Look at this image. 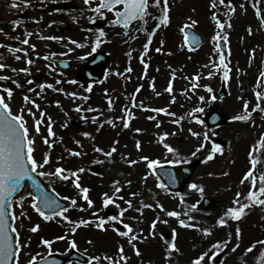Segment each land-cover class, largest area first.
Instances as JSON below:
<instances>
[{
	"label": "rangeland",
	"instance_id": "rangeland-1",
	"mask_svg": "<svg viewBox=\"0 0 264 264\" xmlns=\"http://www.w3.org/2000/svg\"><path fill=\"white\" fill-rule=\"evenodd\" d=\"M15 3L19 2L2 0L1 12L9 15L12 8L16 7ZM259 3L258 14L260 15L251 11L252 8L257 9ZM154 4V0H149L146 10L147 17L145 15L144 18L150 19L155 24L157 17L150 16ZM212 4L213 0H168V20L161 27L162 31L158 34L157 42H152L154 53H151L153 55L159 52L163 58L159 64H151V68H147V71L141 69V65L146 60L143 43L141 50L136 48L134 51L132 50L134 44L127 37L128 34L130 36L131 33H135L136 24L133 23L128 28L127 34L109 32L101 39L102 42L108 41L100 49L109 56L107 63L109 68L117 70V61L121 58L128 61V65L129 62L134 63L136 69L128 68L127 80L130 76L132 79H141L146 73L150 81L157 76L160 77L159 83L143 86L141 94L137 96L134 107L144 114L141 117L140 112L132 107V93L135 86L131 83L123 84V82L121 86L113 80L114 75L111 76L110 71L107 72L105 81L100 84L102 86L98 85V91L106 95L112 94L113 101H125L128 104L126 112L116 113V117L121 120H117L113 111L106 108V98L99 93L98 95L103 99L94 98V101H90L91 107H88L86 104L88 95L82 92L83 88L78 82V77L77 87L61 79V83L57 85L61 87L50 90H47V85L40 87L44 80H41V83L38 81L39 91L34 92L37 97L31 98L30 90L26 88L25 93V87L22 83L18 84V79L33 76L35 68L31 69L29 64L23 60L25 55L7 52L11 41L8 40L9 36H2L3 51L0 53V63H3L5 68L0 69V76H6L8 79H6L7 82L0 80V89L5 91L7 87H13L7 105L15 114L23 115L25 125L29 128V136L33 141L32 156L37 160L35 170L39 176L56 191L58 186L54 173L57 168L67 171L72 165L77 168L84 167L85 170L81 172L83 184H79L72 195L83 198L82 189L87 187V184L89 187L92 184L96 190L93 196L88 195L94 198H89L93 202L91 205L95 203V197L105 198V193L115 202L105 206L104 199L98 207L101 208L100 216L92 223L95 228H98L96 225L99 219L105 218L102 230L101 228L97 231L95 229L92 231V228L76 229L77 232L74 234L77 238L74 240L77 245L72 247L66 245L65 253L71 248H76L89 257V263L91 259H94L93 255H96L101 259H108L111 264H119V260L125 262L121 264H194L200 257L203 259H199V264H251L249 262L260 256V254L254 255L259 247L264 248V206L249 200L248 193L250 191L257 193L258 190L254 186L251 188V180H244L243 183L241 181L249 172L255 178V169L259 160L261 161V170H257L259 178L264 168V145L260 143L264 139V102L259 111L255 107L257 103L261 105V99L264 98L261 95L264 90L262 83L264 76L261 75L264 73V19H261L264 17V0H231V3L229 0H224L223 4L220 0H215V8ZM97 5L98 2L77 0V6L81 10L63 13V22L73 26V31L69 36H74L77 31V69L85 61L92 48V39H87L82 35L87 30L98 29L100 26L98 21L108 22L115 18L113 11H102L103 15L94 11ZM36 9H38L37 6ZM117 9H122V6ZM30 17H41V15L35 11ZM218 18L222 20L223 27L215 25ZM18 22L21 23L20 20ZM147 25L148 29L143 30L146 35L149 34L147 31L151 30L150 24ZM186 25L194 27L205 38V43L198 52L186 53L184 51V36L181 37L183 35L181 29ZM145 34L143 33L144 37ZM18 36L20 38L27 36L25 29L18 30ZM218 39L226 42L228 47L226 53H222L216 47L215 43ZM18 45L17 42L16 46ZM24 46L31 47L25 44ZM63 50L68 51L65 47H62ZM221 56H223V63L220 64ZM40 67L43 70V66ZM25 68L29 71H23ZM225 72L228 74L227 78L224 75ZM223 79L227 84L225 97L220 93ZM119 81L122 80L119 79ZM202 83L205 87L201 85ZM68 85H73V89ZM169 87L171 91L168 90ZM209 88L212 89L211 92L208 91ZM60 89L68 90L65 92ZM69 92L77 94V99L70 97ZM44 93L47 94L44 96ZM256 93L259 94V99ZM25 96L34 100L39 108L26 102ZM51 98L61 102L58 105L60 112L50 110V106H53L50 105ZM211 99H215L219 108L227 115L234 117L250 113L251 118L248 121L233 119L229 124L217 128L209 129L207 126L204 128L205 123L202 119ZM245 104L248 105L247 109H245ZM84 105L85 112L82 111L85 110ZM172 106H178L177 110H180L181 114L179 113L178 116L165 114L162 117L164 112L155 111V109L163 108L165 112L175 114L173 109L167 111ZM78 107L81 110L78 111L76 109ZM64 108L69 114L64 112ZM28 109L35 113V117L28 112ZM188 109L191 112L189 116L182 112ZM151 110L153 112L148 113ZM42 114L40 131L37 132L35 121L40 119ZM142 116L145 120H142ZM90 117L94 120H87ZM197 118H200L203 123ZM80 119L88 121L84 122L88 125H84L86 128L79 139L72 127H77ZM125 123L128 127H124ZM49 127L51 132H49ZM101 127L107 129L101 130ZM84 133H90V135L85 136ZM59 135H67L73 141H80L77 144V152L81 155L71 154L75 150L69 149L66 155L61 156L63 149H68L64 147L68 139ZM165 136L167 139L162 140ZM162 141L168 142V149L169 147L173 149L171 153L167 149L169 159L163 164H171L169 161L176 158L186 162L197 159L201 161L194 176L180 194H173L167 188L156 186L160 180L156 177L154 170L152 172L147 169V161L141 159L157 156L159 154L158 142ZM217 144L220 145V149L213 152V147ZM113 148L115 151L112 152L111 157L107 156L106 153L112 151ZM198 148L199 151H197ZM98 149L104 151L101 152ZM207 155L210 156L209 159L206 158ZM45 157L49 161L47 164L43 163ZM133 160L136 161L135 164L130 163ZM91 179L92 182H90ZM116 181L119 183H114ZM259 181L264 184L261 179ZM192 184H196L197 188H192ZM117 187L120 188L119 192L116 191ZM203 196L212 197L217 202L216 207L205 210L201 203ZM20 197H24L22 204ZM237 199L239 204L236 202ZM68 200L71 207V200ZM129 201H131V207L128 205ZM174 202H178L175 209L172 206ZM160 204L161 207L158 208ZM243 205L248 206L244 208L239 220L222 213L224 209L239 208ZM155 206L158 210L156 209L155 214H151L150 209ZM34 209H36L34 196L30 188L26 186L22 193L12 201L9 208L14 230L19 233L18 237L16 235L19 247L15 264H25L31 257L26 254L34 246L35 234L32 233L31 236L26 232H29L28 230L36 222H39L42 228L47 224L46 220H42ZM172 211H179L180 215L169 216L168 213ZM112 215H120L123 224L106 219ZM78 216L82 217V214ZM222 218L226 223L220 228L218 226L219 231L210 228L212 222L213 225H219V220ZM181 219L185 221L184 225L180 224ZM76 220L77 217L69 223L71 228L75 227L77 221V224L79 223L80 219ZM150 221L151 225H149ZM189 224L192 227L187 226ZM129 225L131 231L128 233L133 231L131 236H136L133 238L132 245L136 251L132 254L126 252L123 246L127 238L114 231L116 228L120 233L126 232L128 231L126 226ZM90 226L93 227L92 224ZM196 226L200 228L191 229ZM204 229L209 231L205 232ZM164 233H168L169 237H165ZM217 242L223 243L213 249V245ZM173 244L175 248L172 249L170 245ZM52 245L59 247L63 245V242H56ZM253 245L257 249H253ZM129 248L127 246V250ZM47 251L49 249L44 248L37 259L44 256Z\"/></svg>",
	"mask_w": 264,
	"mask_h": 264
},
{
	"label": "snow or ice",
	"instance_id": "snow-or-ice-1",
	"mask_svg": "<svg viewBox=\"0 0 264 264\" xmlns=\"http://www.w3.org/2000/svg\"><path fill=\"white\" fill-rule=\"evenodd\" d=\"M27 3V0H25ZM155 4L157 6H160L161 0H154ZM168 0H164V4L167 5ZM220 3L223 4L224 0H220ZM229 3H231V0H229ZM118 5H123L122 9H117L116 6ZM149 6L148 0H103V2L98 5L95 9L97 13H100V15H103V12L101 9L107 8L111 9L115 13L116 19L110 21L112 24H121L123 22L124 28H125V34H127V28L128 25L131 21L133 20H143L144 16L146 15V9ZM212 6L215 8V0H213ZM234 11V9H232ZM259 11V10H257ZM163 15L159 19L161 22H167L168 20V15H167V7L162 9ZM261 19H264V17H261ZM147 23V21H144ZM221 27H223V24H221ZM251 31V29H249ZM105 33L103 29L99 30V34L96 37V44L99 45L101 43L100 37L104 36ZM187 38V37H186ZM53 39H58L57 37H53ZM131 39H135V37H131ZM24 44H28L29 41L26 39L23 41ZM75 43V41H73ZM32 48H35V45H31ZM19 59V57H17ZM221 60H223V56L220 57ZM28 64L32 63V60L29 59L27 61ZM5 65L3 63H0V69H3ZM51 67V65H49ZM15 71V70H13ZM23 71L28 72L29 69L25 68ZM211 75V74H210ZM225 77L227 78V72L224 73ZM262 76H264V73H261ZM8 77L6 76H0V80H6ZM31 83V81H30ZM41 88L44 87V85H40ZM48 87H52V85H48ZM171 91V88L169 87L168 89ZM60 91H63L60 89ZM209 92L212 91L211 88L208 89ZM7 94L8 96L12 95V89L9 88L7 89ZM72 95H75L73 93ZM159 95V93H157ZM258 99L259 94H257ZM25 101L32 103L36 108H39V105L34 101L30 100L29 97L25 96ZM201 99H204V97H201ZM59 103V102H57ZM111 104V101H109ZM248 105L245 104V109H247ZM257 109H259L261 106L259 103L256 104L255 106ZM79 111V107L77 108ZM156 112H164L166 111L163 108H158L155 109ZM28 112L35 117V113L32 112L31 109H28ZM151 118V117H150ZM43 119V114L41 115L40 119H37L35 121V126H36V131H40V123L41 120ZM51 118L49 117V120ZM234 119H239V120H244L246 119L245 116H238L234 117ZM203 123V121H201ZM67 126V125H65ZM124 127H128V124L125 123ZM137 131H140L137 129ZM49 132H51V128L49 127ZM85 136H89L90 133H84ZM167 135V134H165ZM29 136V129L25 126V121L23 115H13L12 112L9 110L8 105L4 101V97L0 96V264H8L10 260L14 258V248L19 247V240L17 239L16 243H13L12 239V234L8 230V226L6 223L7 220V211H8V205L10 203V197L13 196V194L17 191V186L20 185L21 181L23 180L24 177L26 176H31L32 175V169H34L37 166V160L33 158L32 152H33V147L31 146L33 141L28 138ZM45 141L47 142V138H45ZM77 144L80 143V141H76ZM262 145H264V139L260 141ZM220 149V145H215L213 147V152L216 150ZM99 151L103 152V149H98ZM169 151H173L171 147L168 149ZM115 151V148L112 149V151H109L106 153L107 156L111 157L112 152ZM199 151V148L197 149ZM71 154L75 155H81L79 152H74ZM141 159L147 160V157H142ZM48 158L45 157L43 160L44 164H47ZM130 163L135 164L136 161H130ZM158 160H151L149 166L154 167L156 164H158ZM255 163V161H253ZM79 172H83L84 169H78ZM64 172V169L62 168H57L56 173L54 174H61ZM44 175L45 173H41ZM69 175L74 176L75 173H69ZM69 175H63L61 178L67 180L69 178ZM260 179L264 181V176H261ZM244 180H251V183L253 186L256 185V180L252 177L251 172L246 173L245 177L242 179L241 183L244 182ZM118 184L119 182L116 181L114 182ZM161 187L166 188L167 186L164 185L163 183L160 185ZM77 187H79V184H77ZM192 188H197L196 184L191 185ZM116 191L119 192L120 188L117 187ZM201 191H203L201 189ZM259 193L264 194V186H261L259 188ZM82 192L84 193L83 199L88 202L89 205H91L93 202L89 199L87 193L89 192L88 188H83ZM31 195V193L29 194ZM105 200L104 204L105 206L109 204H114L115 202L108 197V194L105 193ZM239 193L237 196L239 197ZM257 196V193L255 191H250L248 193V198L249 200L255 199ZM67 199V198H66ZM24 200V197H20V202L22 204ZM239 204V200L237 199L236 201ZM259 204L264 205V200H257L256 201ZM71 204L75 205L76 200L73 199L71 200ZM129 207H131V201L128 202ZM43 208L44 209H50L51 212L50 214H45L41 208L37 207L36 211L40 213L41 216L45 220H51L53 216L57 215L56 209H59V215L63 217L65 221L69 220V217L67 215H64L65 212V207L59 203L58 200H56L53 197L48 196L47 194L44 195L43 197ZM248 205H243L242 207L239 208H232L230 212L228 213L229 215L235 214L237 217L243 213L244 208L247 207ZM23 215V213H21ZM122 215V213L120 214ZM120 215H112L107 217L106 219L109 221H119L121 224H123V220L120 218ZM169 216H179L180 213L172 211L168 213ZM15 218V217H13ZM104 222L105 218L101 217L99 219V223H97L98 228H103L104 227ZM180 224L184 225L185 221L181 219ZM88 221L85 220H80L79 224H86ZM226 223L225 219H220L219 224L224 225ZM189 227H192V225H187ZM39 225L35 226L32 231H36ZM128 231L126 232H121V235H128V232L131 231V226H126ZM75 228H72L71 231H75ZM117 231H119L117 229ZM205 232H208V229H204ZM17 237L19 236V233H16ZM57 240L64 239V237H57ZM44 245H47L49 248L52 245V241L48 239H44L42 241ZM223 242H217V244L213 245V249L217 248L220 246V244ZM73 246H75V241H73ZM255 245H253L254 247ZM173 248H175V244L172 245ZM251 250V249H249ZM122 251V249H121ZM96 260H100V257H94ZM199 259H203V257H200ZM199 259L194 262V264H199ZM29 264H32L31 261H29ZM55 264V262H53Z\"/></svg>",
	"mask_w": 264,
	"mask_h": 264
},
{
	"label": "water",
	"instance_id": "water-1",
	"mask_svg": "<svg viewBox=\"0 0 264 264\" xmlns=\"http://www.w3.org/2000/svg\"><path fill=\"white\" fill-rule=\"evenodd\" d=\"M186 32H187V41L190 45L196 47L198 44L201 43L202 41L201 38L194 31L187 29ZM94 58L96 61H92L91 63L84 65L81 69L82 76L85 77L90 82L99 81L101 79L102 76L100 73H98V71H96V68L99 65H103L105 62V58H103L100 55V53L94 56L92 60H94ZM211 108L212 109L206 118V121L210 126H215L227 121V117L216 107L215 103L212 104ZM196 164L197 163L186 166H175L172 168L160 167L156 171L160 176V178L170 189L175 191H181L185 181L192 175ZM25 182H29L31 184L33 191L37 195L39 207L44 212H51L50 209H44L42 206L44 195L47 194L48 196L53 197L56 200L58 199L52 193L48 192L45 189L44 185L39 181L36 175L32 174L31 176L24 177L23 180L21 181L22 185ZM18 187L19 185L17 186V188ZM20 188L15 192V194L20 191ZM60 204L64 206L63 203ZM203 204L206 208H212L215 206V202L211 198H207V197L204 198ZM6 223L9 228L8 218L6 220ZM68 260H77L80 262H85L86 258L74 252L72 255L68 257L49 255L45 259L41 261L33 262L32 264H53V262H55V264H65ZM8 264H10V262H8Z\"/></svg>",
	"mask_w": 264,
	"mask_h": 264
},
{
	"label": "flooded vegetation",
	"instance_id": "flooded-vegetation-1",
	"mask_svg": "<svg viewBox=\"0 0 264 264\" xmlns=\"http://www.w3.org/2000/svg\"><path fill=\"white\" fill-rule=\"evenodd\" d=\"M19 3H15L14 13L11 15V17L14 19L12 24L16 23V17L19 16L21 21L27 20L30 21L25 23L23 28L20 29H26V31H33V29L37 30V28L40 26V30L45 33L47 36H53V37H59L60 35H55L53 33V27L61 25L62 27L66 26V23L63 22V12L61 10H56L55 7H58L60 3L63 2H71L75 4L74 2H77L75 0H27V3L25 0H17ZM38 7L37 13L41 15V17H30L35 12V7ZM1 12V11H0ZM26 27V28H25ZM69 30L73 31L72 27L68 26ZM3 33H0V40L2 38ZM13 34L15 38H17V35L15 33H11V31L7 30L4 35H11ZM1 42V41H0ZM47 48L50 50V55L44 56L45 60L51 65L53 69H56L60 72V70L55 66L53 62L50 61V58H57V59H68L65 58V56H62L61 50L59 48L60 43L59 42H48ZM75 51L73 55L70 56V63L72 66V70L70 73L71 75H75V82L77 83V33H75V43H74ZM15 46H11L10 49L14 50Z\"/></svg>",
	"mask_w": 264,
	"mask_h": 264
},
{
	"label": "trees",
	"instance_id": "trees-1",
	"mask_svg": "<svg viewBox=\"0 0 264 264\" xmlns=\"http://www.w3.org/2000/svg\"><path fill=\"white\" fill-rule=\"evenodd\" d=\"M53 229H58V225L55 223V224H52L50 227H48L45 231H43L41 234H43L42 236H46V235H49ZM39 244V242H38Z\"/></svg>",
	"mask_w": 264,
	"mask_h": 264
}]
</instances>
